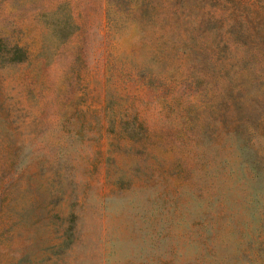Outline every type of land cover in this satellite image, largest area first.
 Segmentation results:
<instances>
[{
  "label": "rangeland",
  "instance_id": "1",
  "mask_svg": "<svg viewBox=\"0 0 264 264\" xmlns=\"http://www.w3.org/2000/svg\"><path fill=\"white\" fill-rule=\"evenodd\" d=\"M0 264H264V0H0Z\"/></svg>",
  "mask_w": 264,
  "mask_h": 264
}]
</instances>
